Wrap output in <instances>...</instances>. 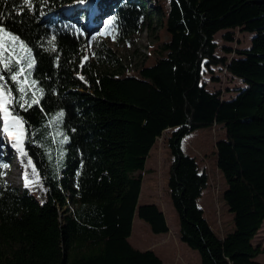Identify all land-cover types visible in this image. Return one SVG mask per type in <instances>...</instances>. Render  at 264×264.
<instances>
[{
  "label": "trees",
  "instance_id": "obj_1",
  "mask_svg": "<svg viewBox=\"0 0 264 264\" xmlns=\"http://www.w3.org/2000/svg\"><path fill=\"white\" fill-rule=\"evenodd\" d=\"M86 1V11H60ZM142 27L169 40H158L153 64L127 74L105 38L119 43ZM0 29L34 59L32 68L13 56L7 69L0 62V85L44 188L6 183L0 157V264H165L128 241L134 214L153 234L169 231L157 204L138 203L145 162L165 129L180 242L200 264H262L252 239L264 222V0H0ZM235 31L251 35L248 48L227 45ZM89 47L92 59L84 60ZM213 67L240 81L230 98L201 82ZM58 111L68 138L62 166L47 124ZM216 127L223 136L214 141L215 164L233 214L222 236L198 203L208 175L182 149L190 133Z\"/></svg>",
  "mask_w": 264,
  "mask_h": 264
},
{
  "label": "rangeland",
  "instance_id": "obj_2",
  "mask_svg": "<svg viewBox=\"0 0 264 264\" xmlns=\"http://www.w3.org/2000/svg\"><path fill=\"white\" fill-rule=\"evenodd\" d=\"M146 3H149V1ZM88 6L89 2L86 1L64 6L60 11L69 15L73 14L77 8L86 11ZM83 23L86 24L85 20L84 22L81 21V24ZM222 34L223 32H218L214 36V40L218 45L216 50L218 55H222L221 47L225 45L221 39ZM10 37H13V35L5 37L3 32H0V44L6 45L8 48L7 52L15 60H19V63L25 60L28 64V52L31 53L30 49L22 43L28 52L21 50L19 48V43L21 42H14ZM160 39L161 41H168L169 35L163 31L142 27L139 32L125 41L115 43L108 37L105 38V41L120 59L121 70L127 74H132L143 64L150 65L154 63L155 55H153L152 50L154 46H157V42ZM250 39V34L235 31L234 41L227 45L232 47V49H245L249 47ZM13 48H15L14 52L12 51ZM91 52L92 49L89 47L85 51L84 60L92 59ZM31 59L34 61L32 54ZM214 78L217 81H214ZM201 82L209 91H222L223 99L230 98L232 93L240 86V81L225 74L221 67H213L212 73L203 70ZM227 89L228 91H226ZM6 107L8 108V105ZM8 110L12 117H16L9 108ZM60 114L61 112L58 111L55 116L48 117L47 119L54 157L58 166L64 164L65 146L68 140L63 129L62 116ZM3 128V112L0 111V157L5 162V165L1 168L2 178L6 183L18 188L28 185L38 194L43 193L44 188L40 184L38 175L24 150V128L22 123L21 129L23 135L19 144H17L16 139L12 135L5 133ZM13 131L17 130L14 129ZM169 131V129H165L149 153L144 166L145 172L142 175L143 181L138 199L140 205L154 203L160 207L166 217L169 231L165 234H153L149 226L134 214L132 216V227L128 241L136 249H152L165 264H200L198 254L179 240L178 217L170 203L167 192L166 181L171 156L166 147L165 139ZM219 131L220 128L218 127L214 129H198L184 138L182 149L184 153L195 157L200 168L204 169L208 175V186L203 191L198 203L203 209V216L209 226L222 236L233 229V214L228 211L227 205L222 198L227 185L215 164L214 141L223 136L219 134ZM39 199L43 200V196L40 195ZM69 208L73 209V206L70 205ZM62 210L59 209L61 215ZM252 244L259 246L262 250L256 257V260L264 264V222L252 239Z\"/></svg>",
  "mask_w": 264,
  "mask_h": 264
},
{
  "label": "snow or ice",
  "instance_id": "obj_3",
  "mask_svg": "<svg viewBox=\"0 0 264 264\" xmlns=\"http://www.w3.org/2000/svg\"><path fill=\"white\" fill-rule=\"evenodd\" d=\"M29 3H30V0H24L25 5H28ZM110 23L111 22H109V26H110ZM0 32H3V29H0ZM3 35L5 37H8V33H6V32H4ZM10 39L14 42L17 40V38L14 36L10 37ZM19 48L25 52H28V50L25 48V46L22 43H19ZM4 51H8L7 46L0 44V62H3L5 69H7L9 64L12 61V56L9 55L8 57H3ZM12 51L14 52L15 48H13ZM28 59H29V62L27 64V67L32 68L34 61L31 59V53L30 52H28ZM16 62L19 63V60H17ZM20 71L22 72L23 69H21ZM0 79H2V77H0ZM11 79L13 81H17V75H12ZM3 87L4 86L0 85V111L3 112V119H4L3 131L9 135H12L14 137V139H16L17 144H19L21 137L23 135V132L21 129V121L19 119H17L16 117H12L8 108L6 107V105L10 101V93L8 95L4 94ZM19 91L21 93H24L25 90L23 87H20ZM21 99H23V96L21 97ZM37 102L38 101L33 100V103H37ZM29 106H31V105H29ZM60 115L62 116L63 113H61ZM14 129H16L17 131H13Z\"/></svg>",
  "mask_w": 264,
  "mask_h": 264
}]
</instances>
